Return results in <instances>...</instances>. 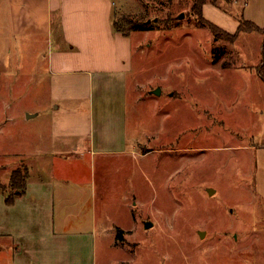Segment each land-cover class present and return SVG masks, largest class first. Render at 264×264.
Returning a JSON list of instances; mask_svg holds the SVG:
<instances>
[{"label":"rangeland","instance_id":"obj_1","mask_svg":"<svg viewBox=\"0 0 264 264\" xmlns=\"http://www.w3.org/2000/svg\"><path fill=\"white\" fill-rule=\"evenodd\" d=\"M196 1L112 0L117 27H150L130 34L138 48L129 87L137 80L139 93L126 129L138 146L69 161L70 178L84 181L69 183L70 208L85 209L65 221L85 228L95 215L108 232L95 252L94 233L66 236V251L51 252L55 263L264 264V33H238L244 21L264 29V0H208V25ZM225 31L236 40L216 39ZM26 73H0V186L8 192L12 171L23 159L35 164L48 140L50 86L35 68ZM0 264H15L12 254L0 251Z\"/></svg>","mask_w":264,"mask_h":264},{"label":"crops","instance_id":"obj_2","mask_svg":"<svg viewBox=\"0 0 264 264\" xmlns=\"http://www.w3.org/2000/svg\"><path fill=\"white\" fill-rule=\"evenodd\" d=\"M113 10L112 0H0V73L28 76L26 70L35 68L53 101L46 147L35 164H20L28 169L25 193L8 205L0 189V251L11 253L15 264H66L51 255L66 251V236L94 233L95 252L99 235H107L95 215L85 228L65 220H81L85 209L70 208L69 183L84 181L70 178L69 161L127 154L138 146L129 143L126 129L129 99L139 93L137 80L129 87L138 45L114 30ZM78 198L90 205L83 193ZM70 227L71 233L65 230Z\"/></svg>","mask_w":264,"mask_h":264},{"label":"trees","instance_id":"obj_3","mask_svg":"<svg viewBox=\"0 0 264 264\" xmlns=\"http://www.w3.org/2000/svg\"><path fill=\"white\" fill-rule=\"evenodd\" d=\"M208 0H197L195 2V4L193 5V11L195 13V15L198 17L200 23H202L203 25H208L207 20L204 18L203 14H202V9H203V5H205L207 3ZM212 3H217L218 0H212ZM113 26H114V30L116 32H120L126 36H129L133 31H147L150 30L149 25L147 24H143V25H133L132 27H130L129 30H122L119 27L116 26L115 21L113 20ZM214 31H217L216 28H214ZM252 32V31H262L264 33V29H261L259 26H257L255 23L253 22H248V21H244V23H242V25H240L239 28V32ZM219 32V31H217ZM226 32V31H225ZM225 32H221V33H216V39H220L222 36H227L230 40L234 41L236 40L238 33L237 34H229V33H225ZM263 54H264V48H263ZM257 71L259 73V75L261 76V78L264 80V59L261 62V64L258 66ZM22 168H17L13 171L12 175H11V179H10V183L9 186L11 188V191H6V189H4L2 186H0V189L3 191V193L6 195V203L8 205H12L15 202L16 197L23 195L26 191V184H27V179H28V169L25 168V172H23L21 170ZM119 236H121V233L118 234V238H120Z\"/></svg>","mask_w":264,"mask_h":264},{"label":"water","instance_id":"obj_4","mask_svg":"<svg viewBox=\"0 0 264 264\" xmlns=\"http://www.w3.org/2000/svg\"><path fill=\"white\" fill-rule=\"evenodd\" d=\"M153 92H154V94L160 95V94H161V88H157V89L154 90ZM213 191H214V189H212V188H209V189H208L209 194H211ZM151 226H152V223H151V222H146V223H145V227H146V228H150ZM200 235H203V232H201Z\"/></svg>","mask_w":264,"mask_h":264}]
</instances>
